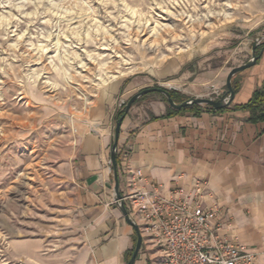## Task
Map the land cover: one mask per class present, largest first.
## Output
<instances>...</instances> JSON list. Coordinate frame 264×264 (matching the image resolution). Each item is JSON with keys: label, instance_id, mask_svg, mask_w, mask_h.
Returning <instances> with one entry per match:
<instances>
[{"label": "rangeland", "instance_id": "1", "mask_svg": "<svg viewBox=\"0 0 264 264\" xmlns=\"http://www.w3.org/2000/svg\"><path fill=\"white\" fill-rule=\"evenodd\" d=\"M261 36L264 0H0V264H76L64 166L112 84L206 97Z\"/></svg>", "mask_w": 264, "mask_h": 264}, {"label": "crops", "instance_id": "2", "mask_svg": "<svg viewBox=\"0 0 264 264\" xmlns=\"http://www.w3.org/2000/svg\"><path fill=\"white\" fill-rule=\"evenodd\" d=\"M263 82L264 48L257 64L240 74L235 100L226 110L201 106L169 114V104L152 94L126 114L118 146L122 194L131 192L130 174L139 168L147 189L206 181V203L217 205L223 233L256 253L257 264H264V121H251L249 111L235 106L249 101ZM144 85L135 79L112 84L110 92L88 107V130L68 149L64 167L75 186L80 230L76 264H127V253L134 248L136 231L114 199L111 147L118 105ZM196 87L197 96L214 98L223 92L215 85L210 93ZM158 256L156 248L143 243L135 264H156Z\"/></svg>", "mask_w": 264, "mask_h": 264}, {"label": "built area", "instance_id": "3", "mask_svg": "<svg viewBox=\"0 0 264 264\" xmlns=\"http://www.w3.org/2000/svg\"><path fill=\"white\" fill-rule=\"evenodd\" d=\"M144 171L130 174L131 192L123 194L143 243L159 252L156 264H257V254L223 233L216 204H207L208 183L191 187H142Z\"/></svg>", "mask_w": 264, "mask_h": 264}, {"label": "water", "instance_id": "4", "mask_svg": "<svg viewBox=\"0 0 264 264\" xmlns=\"http://www.w3.org/2000/svg\"><path fill=\"white\" fill-rule=\"evenodd\" d=\"M261 44H264V36L257 38L255 42L253 43L252 58L247 63L231 69V71L229 72L227 76L226 90H224L221 94H219L217 98H207V97H196L195 96V97H191L182 102H176L172 98V95L170 93V90H173L175 88L166 89L163 87H152V88H146V89H143L137 92L128 101H123L121 103V106L124 107L123 108L124 115L120 117L118 114L116 118L113 144L111 147V164L113 167L114 180H115L114 199L118 207L122 211L126 221L128 222V224H130L135 229L136 234H137V240H136V245L133 251V255L127 264H135L136 259L139 255V252L143 244V237H142V234L140 233L138 224L132 219V217L129 214L127 206L125 202L123 201V194L121 191V183H120V176H119V169H118V146H119L121 128H122V124H123L126 114L130 111V109L132 108V106L138 99H140L141 97L147 94L154 93V92H158L164 95L167 98L169 105L176 110L191 108L195 105H199L206 109H211V110H222V109L230 107L236 97V90L233 84L234 78L236 75L246 71L247 69L254 67L257 64L260 58L257 55V49Z\"/></svg>", "mask_w": 264, "mask_h": 264}, {"label": "trees", "instance_id": "5", "mask_svg": "<svg viewBox=\"0 0 264 264\" xmlns=\"http://www.w3.org/2000/svg\"><path fill=\"white\" fill-rule=\"evenodd\" d=\"M262 48H263V46L259 47L257 49V55L259 57L261 56ZM233 84H234V88L236 90L238 88V84L236 83L235 79L233 81ZM170 93L172 95V98L176 102H182V100H184V99H182L181 96H179L177 94L176 91L170 90ZM165 101L169 104L167 98H165ZM235 108L249 111L250 112V120L253 122L264 121V82L262 83V85H260L259 87L256 88V90L253 92L252 97L250 98L249 101H247L246 103H243V104H238L235 106ZM186 109H201V106L195 105L191 108H186ZM186 109L176 110L170 106V113L169 114H176V113H179V112L186 110ZM226 109L227 108L222 109L220 111H224ZM123 115H124V111L122 108L119 112V116L121 117ZM136 240H137V234L135 233V235H134V248L136 245ZM134 248L127 253L126 263H128V261L132 257Z\"/></svg>", "mask_w": 264, "mask_h": 264}, {"label": "bare ground", "instance_id": "6", "mask_svg": "<svg viewBox=\"0 0 264 264\" xmlns=\"http://www.w3.org/2000/svg\"><path fill=\"white\" fill-rule=\"evenodd\" d=\"M227 13H228V12H227ZM230 14H232V13H230ZM230 14H225V15H226L225 18H230ZM230 19H231V18H230ZM212 25H213V24H212ZM105 79H106V78H105ZM105 79H104V80H105ZM102 80H103V79H102ZM104 80H103V81H104ZM103 81H102V82H103ZM81 126H82V125H81ZM77 128H78V127H77ZM82 129H83V128H82Z\"/></svg>", "mask_w": 264, "mask_h": 264}]
</instances>
